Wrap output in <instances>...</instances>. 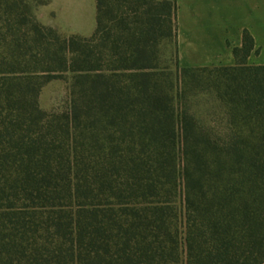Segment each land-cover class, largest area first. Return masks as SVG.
Wrapping results in <instances>:
<instances>
[{"label":"trees","instance_id":"16d2710c","mask_svg":"<svg viewBox=\"0 0 264 264\" xmlns=\"http://www.w3.org/2000/svg\"><path fill=\"white\" fill-rule=\"evenodd\" d=\"M94 1L92 34L61 37L31 0H0V264H264L251 35L233 65L179 66L177 90L155 55L174 4ZM65 72L68 106L41 110ZM189 92L214 95L221 132L187 111Z\"/></svg>","mask_w":264,"mask_h":264},{"label":"crops","instance_id":"0c3cea01","mask_svg":"<svg viewBox=\"0 0 264 264\" xmlns=\"http://www.w3.org/2000/svg\"><path fill=\"white\" fill-rule=\"evenodd\" d=\"M175 23L179 66L233 65L244 30L253 39L246 63L264 64V0H177Z\"/></svg>","mask_w":264,"mask_h":264},{"label":"rangeland","instance_id":"374dc122","mask_svg":"<svg viewBox=\"0 0 264 264\" xmlns=\"http://www.w3.org/2000/svg\"><path fill=\"white\" fill-rule=\"evenodd\" d=\"M170 1L175 7L171 14V34L162 36L157 41L155 55L161 77L175 80L179 90V65L175 44L177 0ZM142 5L139 8L140 12L146 8V5ZM31 6L37 21L54 28L61 37L73 34L88 37L94 31L96 10L94 0H31ZM58 76L45 81L40 87L37 102L43 111H62L68 106L70 74L65 72ZM184 102L187 111L195 119L221 132L219 128L224 123L222 109L211 92H189Z\"/></svg>","mask_w":264,"mask_h":264}]
</instances>
